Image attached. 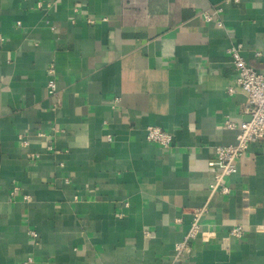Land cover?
<instances>
[{"label":"crops","instance_id":"crops-1","mask_svg":"<svg viewBox=\"0 0 264 264\" xmlns=\"http://www.w3.org/2000/svg\"><path fill=\"white\" fill-rule=\"evenodd\" d=\"M231 42L264 76V0H0V264H264V141L210 192L250 120ZM205 205L209 241L175 261Z\"/></svg>","mask_w":264,"mask_h":264},{"label":"built area","instance_id":"built-area-1","mask_svg":"<svg viewBox=\"0 0 264 264\" xmlns=\"http://www.w3.org/2000/svg\"><path fill=\"white\" fill-rule=\"evenodd\" d=\"M241 1L224 0V3L239 4ZM223 13V7L214 6L210 10L201 13L200 16L206 23H215L222 28L224 27ZM242 50V43L231 42L227 53L237 74V84L248 97L246 113L250 115V120L241 123L239 126L227 122V127L230 130L237 131L238 134L234 144L216 148V159L209 164L211 168L217 170L214 182L210 186L211 195L218 193L222 196H229L231 194V189L226 184V179L238 173V162L246 154L250 145L264 141V76L246 63L242 57ZM256 56L260 57L261 54L257 53ZM50 73L52 78L47 83L48 95L55 97L58 94V86L54 75V67L50 68ZM231 92L230 90L229 93ZM146 139L149 143L156 144L164 150H170L174 142V137L169 132L153 126L146 129ZM14 191L16 192L17 189ZM15 192L13 196H15ZM208 210V206L205 205L193 211L192 224L189 231L175 245V261H181L188 257L192 251L193 243L199 237H202L205 242L209 241L210 233L204 232L202 225V219L208 213ZM29 234L33 239L38 238L35 232L30 231ZM230 234L234 239L241 240L245 236L244 227L234 226Z\"/></svg>","mask_w":264,"mask_h":264}]
</instances>
